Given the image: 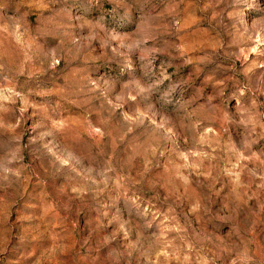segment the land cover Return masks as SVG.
<instances>
[{
	"label": "rangeland",
	"instance_id": "rangeland-1",
	"mask_svg": "<svg viewBox=\"0 0 264 264\" xmlns=\"http://www.w3.org/2000/svg\"><path fill=\"white\" fill-rule=\"evenodd\" d=\"M0 264H264V0H0Z\"/></svg>",
	"mask_w": 264,
	"mask_h": 264
}]
</instances>
